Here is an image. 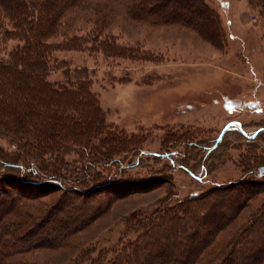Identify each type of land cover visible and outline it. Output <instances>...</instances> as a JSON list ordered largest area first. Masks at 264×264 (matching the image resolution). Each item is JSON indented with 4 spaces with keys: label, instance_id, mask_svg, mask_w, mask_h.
Masks as SVG:
<instances>
[{
    "label": "trees",
    "instance_id": "16d2710c",
    "mask_svg": "<svg viewBox=\"0 0 264 264\" xmlns=\"http://www.w3.org/2000/svg\"><path fill=\"white\" fill-rule=\"evenodd\" d=\"M185 2L189 12L196 13L199 0H0V37L17 41L0 56V139L16 148L13 154L0 155V264H35L21 257L68 247V241L102 213L101 202H108L103 194L142 187L112 180L96 186L94 173L88 182L95 189L79 194L50 176L59 173L66 182L75 180L60 173L71 153L79 152L92 164L107 163L113 157L110 151H127L136 144L135 136L127 137L105 122L91 92L93 69L71 67L55 55L98 52L108 59L132 58L135 52L117 44L110 32L117 15L168 25L180 19L167 10L178 17L179 4ZM254 2L264 13V0ZM204 15L205 24L195 28L215 42L217 29L208 27ZM55 72L62 79L50 81ZM247 184L236 182L200 196L192 193L183 202L136 215L111 246L80 247L69 259L55 263L156 264L159 258L169 264H264V201L243 217L252 195L244 194L247 186H240ZM56 190L60 193L51 200ZM233 191L239 193L230 195L235 202L227 213L214 211L213 202ZM46 196L48 205H43L39 201ZM212 214L218 216L216 222L201 224ZM62 257L49 255L50 260Z\"/></svg>",
    "mask_w": 264,
    "mask_h": 264
},
{
    "label": "rangeland",
    "instance_id": "374dc122",
    "mask_svg": "<svg viewBox=\"0 0 264 264\" xmlns=\"http://www.w3.org/2000/svg\"><path fill=\"white\" fill-rule=\"evenodd\" d=\"M199 4L196 13L189 12L187 2L179 4L178 17L175 10L171 11L176 15L167 10L169 16L180 19L168 25L137 23L117 15L110 32L117 44L135 52L132 58L108 59L98 52L55 55L71 67L93 69L91 92L105 122L127 137L135 136L136 144L127 151H110L113 157L107 163L92 164L79 152L71 153L60 173L75 180L66 182L59 173L50 176L79 194L95 189L88 182L94 173L96 186L112 180L142 187L119 194L106 192L108 202H101L102 213L74 235L68 247L31 253L22 260L56 264L80 247H109L125 232L130 218L183 202L192 193L200 196L234 187L236 182H248L240 187L247 186L244 194L252 195L241 212L243 217L264 201V13L251 0H199ZM203 13L208 27L217 29L215 42L196 29L205 24ZM16 44L0 37V56ZM61 79L60 72L49 76L50 81ZM15 150V145L0 139L1 156ZM59 193L53 191L48 197L53 200ZM233 193L239 192L214 201V211L226 214L235 202ZM76 195L82 199L83 195ZM39 202L48 205L47 196ZM216 217L212 214L201 224L211 226ZM49 255L63 257L50 260Z\"/></svg>",
    "mask_w": 264,
    "mask_h": 264
}]
</instances>
